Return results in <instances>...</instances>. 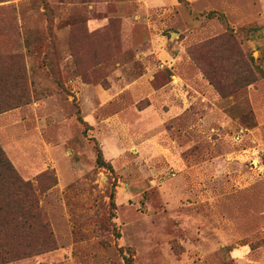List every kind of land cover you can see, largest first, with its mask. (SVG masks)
<instances>
[{
  "label": "rangeland",
  "instance_id": "obj_1",
  "mask_svg": "<svg viewBox=\"0 0 264 264\" xmlns=\"http://www.w3.org/2000/svg\"><path fill=\"white\" fill-rule=\"evenodd\" d=\"M257 13L1 1L0 95L25 97L0 113V146L53 239L35 228L2 264H264Z\"/></svg>",
  "mask_w": 264,
  "mask_h": 264
},
{
  "label": "trees",
  "instance_id": "obj_2",
  "mask_svg": "<svg viewBox=\"0 0 264 264\" xmlns=\"http://www.w3.org/2000/svg\"><path fill=\"white\" fill-rule=\"evenodd\" d=\"M5 1V0H0ZM206 73V72H205ZM211 83L224 94L221 87L213 80L208 73ZM250 83V81H249ZM24 95L15 96L18 102L8 103L0 95V113L13 106L19 105ZM100 165H105L106 161L103 153L98 155ZM34 184L30 180H24L14 168L12 162L7 157L5 151L0 146V212L12 217V220L0 221V264L11 258L13 245L29 236L35 228H42L49 232L48 223L42 220L39 206L35 201ZM50 241L51 232H49ZM16 249V248H14Z\"/></svg>",
  "mask_w": 264,
  "mask_h": 264
},
{
  "label": "crops",
  "instance_id": "obj_3",
  "mask_svg": "<svg viewBox=\"0 0 264 264\" xmlns=\"http://www.w3.org/2000/svg\"><path fill=\"white\" fill-rule=\"evenodd\" d=\"M193 5L197 6L206 5L207 7L220 6L228 8L230 6L236 7L240 14H248L250 12H258V15L264 17V0H190ZM201 9V8H200ZM198 9V10H200ZM35 167L29 168V170H35Z\"/></svg>",
  "mask_w": 264,
  "mask_h": 264
}]
</instances>
